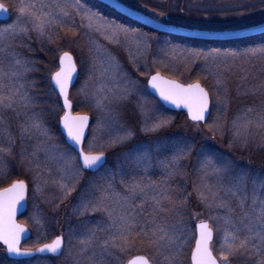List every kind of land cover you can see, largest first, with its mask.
Here are the masks:
<instances>
[{
  "label": "rangeland",
  "instance_id": "1",
  "mask_svg": "<svg viewBox=\"0 0 264 264\" xmlns=\"http://www.w3.org/2000/svg\"><path fill=\"white\" fill-rule=\"evenodd\" d=\"M120 1L161 22L204 33H235L264 25V0ZM0 2L10 5L17 3L18 0H0ZM45 2L54 3L55 0H45ZM71 2L75 3L74 0ZM9 9L13 14L12 21L8 25L0 26V33L16 22V11L11 7ZM52 10L55 11L54 8ZM104 20L132 30L116 21L105 18ZM69 23L74 28L75 34L68 32L67 27L53 26L52 42H49L47 37L42 40L36 33H31L30 38L26 35L0 36V61L2 62L6 57L10 62L5 73L12 70L13 57L16 54L22 60L29 59L32 62L30 66L35 69L25 73L19 80H14L10 76L4 79V83H14L16 87L23 84L21 93L26 94L31 102L25 107V102L18 99L13 105L14 110L0 108V115L11 112L13 119H16L7 126V143L5 142L3 147H6L11 139L13 145L11 156L15 151L21 154L23 147L26 150L24 157L30 154L29 157L35 158V161L32 168H26L21 155L14 156L11 160L12 165L10 164L0 177V188H2L0 191L11 186L14 179L24 180L28 184V211L20 222L32 231L33 236L23 249L36 250L51 243L58 236L65 238V249L60 258L41 257L15 263L9 260L5 248L0 244V264H127L128 260L136 255L148 254L146 245L139 243L135 246L129 245L128 251L124 253L113 249L118 259L103 253L99 245L108 233L101 229L110 223L106 213L77 214L82 199L91 198L96 186L111 182L116 191L123 192L124 186L121 180L131 182L133 178L141 179L146 184H167L174 195L181 197L191 193L188 196L189 203L182 209V218L173 220L175 223H180L182 219L185 228L184 239L187 243L183 248L181 264L189 262L196 238V224L201 220L209 221L214 225L216 236L214 251L218 254L221 233L216 228L222 221L209 220V212L194 188L199 176L201 146L213 157L232 162L233 169L225 175L226 181L236 173L247 172L250 188L253 177L264 176V129H257L254 125L248 131L241 128L239 138L235 137L232 131L233 120H238L240 124L245 122V117L255 120L256 113L248 112L247 109L251 107L258 111L261 102L264 101V68L255 70L256 67H264V58L259 55L247 58L228 57L231 67L222 65L219 69L220 77L226 82L228 89L226 111L230 109L231 103L240 104L236 105L235 110H230L232 112L228 115L224 105L217 102V88L220 90L219 95L223 96L224 85L216 84L215 65L224 57H217L214 63L213 56L208 54L227 51L239 53L252 47L262 46L264 43L236 50L208 46L196 48L191 44H177L140 30H133L138 35L125 37L121 34L117 38L118 42H110L103 33L80 27L79 16H73ZM138 39L145 41L146 44H138ZM63 51H68L76 57L80 69L79 79L71 93L74 107L78 106L82 114L92 117L84 150L87 152L91 144L94 153L103 152L109 155V161L99 175L89 177L90 175L82 170L80 175L71 181H67L65 173L57 170L56 161L44 157H48L49 153L54 155L57 152H69L74 158L72 168L81 169L78 156L67 145L63 135H59V131L55 133L50 126L51 128H48L50 139L33 133L23 139V144L21 142V127L24 121L27 122L29 117L34 115L39 119L43 114L51 116L50 120L46 118L47 123L43 122L46 128L45 124L48 125L50 122L55 124L59 119L60 130V119L64 109L52 87L51 75L59 69V55ZM105 53H110L114 57V62L119 64L118 70L112 68L105 71L107 68V62L103 59ZM209 68L210 72L206 70ZM157 73L184 84L200 82L208 89L212 98L213 117L211 116L207 125L199 124L198 131L194 123L186 119V116L183 117V113L167 112L154 100L147 91V83L149 78ZM30 84L35 87V92L30 93ZM230 88L232 92L229 91ZM221 119L227 121V130L223 135L209 127L210 124L217 123ZM159 121H164L165 126L158 131L143 130ZM126 130L133 132L132 137L122 144L113 143L115 138L122 136ZM244 136L248 137L247 145L242 142ZM182 140L194 142L195 149L190 157L179 161L180 174L169 179L170 169L164 168L161 161H170L176 144ZM39 148L42 150L43 161L49 162L45 168L36 167V163L41 159L37 157ZM33 152H36L35 156L31 155ZM145 152L150 156L146 170L143 166L136 167L133 159L127 156L129 153L134 157ZM62 175L65 176V182L74 184L75 190L67 196H64L59 186ZM150 210L151 205H145V217ZM216 213L223 214V210L213 209V214ZM93 231L96 236L95 242L81 255L80 250L84 246L79 241L87 239ZM245 263L248 264L247 260Z\"/></svg>",
  "mask_w": 264,
  "mask_h": 264
},
{
  "label": "snow or ice",
  "instance_id": "2",
  "mask_svg": "<svg viewBox=\"0 0 264 264\" xmlns=\"http://www.w3.org/2000/svg\"><path fill=\"white\" fill-rule=\"evenodd\" d=\"M113 7L121 8V5L113 0ZM9 7L17 13L16 22L4 29L0 36L11 35L12 37L26 35L30 38L31 33H36L39 38L47 37L49 42L53 41L51 29L67 27L68 32L75 34V30L69 23L73 16L81 19L80 27H86L89 31L101 32L110 42H118V37L123 34L138 35L135 31L116 25L114 22H107L102 16L92 9L85 8L78 2L71 0H55L54 3H47L45 0H18L17 3L6 5L0 2V13H8ZM55 9L53 11L52 9ZM146 22L151 23L148 19ZM30 25V27H29ZM264 32V25L261 26ZM137 43L145 41L137 40ZM147 46V45H146ZM213 56V62L219 56L224 59L216 63L217 80L216 84L224 85V95H219L217 88V102L227 109L228 95L227 84L220 77L221 66L231 67L228 57L247 58L257 56L264 58V45L252 47L243 52L209 53ZM103 59L107 62L105 71L116 68L119 64L114 62V57L110 53H105ZM208 57H205L207 61ZM31 61L27 58L21 59L18 54L13 57V67L9 73L0 69V108L14 110L13 105L18 99L23 100L24 106L28 107L31 102L26 94L21 93L24 87L20 84L16 87L14 83H4V78L10 76L14 80L21 79L25 73L35 70L31 67ZM23 69V71H20ZM211 71V69H206ZM76 71V64L72 55L68 51H63L59 55V70L51 75V80L58 89L59 95L63 97L64 108L67 110L61 118L63 129L66 131L68 140L72 142L69 146H76L78 149V160L81 162V169H73V157L69 152H57L54 155L49 153L48 159L56 161L58 171L67 176V181L78 177L82 170L99 171L104 166V153H94L90 144L86 152L82 147L84 142V132L88 127L89 117L87 115L71 114V103L68 99V87L71 83L73 73ZM150 86L155 89L160 97L177 108L187 109L188 116L197 126L199 131L200 122L205 121L206 113H209L210 96L209 92L201 86L199 82L184 86L175 81L164 80L157 73L149 81ZM127 91V90H126ZM107 99V97H104ZM248 112H255L256 119L245 117V122L240 124L238 120L232 121V131L235 137H241V128L248 131L253 125L257 129H264V101L261 102L259 110L249 107ZM165 126L164 121L153 123L151 127L143 129L148 132H156ZM214 131H219L221 135L227 130L226 119H221L217 123L210 124ZM38 133L48 139L51 138L47 128L43 125L38 116L29 117L21 127V142L26 136ZM133 135L131 130H126L122 136L115 138L113 143L122 144ZM242 142L247 145L248 137L244 136ZM195 149L194 142L182 140L176 144L172 159L161 161L168 171V178L180 174L179 161L190 157ZM13 151L11 139L6 147H0V153L10 154ZM25 149L22 147L21 158H24ZM35 156V152L31 153ZM133 159L136 167H145L150 160L149 153L127 154ZM199 176L194 183L198 197L209 212V220L222 221L216 230L221 233L218 254H214L212 241L214 237V225L201 220L197 225V236L195 246L191 250V264H245L246 260H251L252 264H264V176L253 177L249 188V174L247 172L236 173L230 176L227 181L225 175L233 169L231 161L213 157L203 146L200 152ZM29 164L33 161L29 160ZM36 167L40 165L37 163ZM6 175V173H5ZM60 189L64 196L70 195L74 191V184L65 182V176L60 177ZM55 183V181H53ZM124 191L119 192L113 188L111 182L98 185L91 198H83L77 210L78 215L85 213L104 212L110 222L107 227L101 230L108 235L100 241V248L103 253L115 256L117 252L128 251L129 245L135 246L137 243L146 245L148 254L137 256L128 261V264H181L183 248L187 241L184 239L185 228L182 219L180 223L173 220L182 218V209L189 203L188 193L186 196L173 194V190L167 184L155 185L144 183L141 179L133 178L131 182L121 180ZM28 185L24 180L17 179L0 191V243L6 246L8 254L16 257L32 256L35 253L29 249L21 250L20 240L26 232V228L16 223V214L25 200ZM39 191V186H37ZM139 200V203H137ZM151 205L148 216H144L145 205ZM213 209L223 210V214H213ZM95 231L87 239L79 241L82 247L80 254L87 252L88 247L95 242ZM64 245V238L58 236L50 244L36 249L39 253L58 254Z\"/></svg>",
  "mask_w": 264,
  "mask_h": 264
},
{
  "label": "water",
  "instance_id": "3",
  "mask_svg": "<svg viewBox=\"0 0 264 264\" xmlns=\"http://www.w3.org/2000/svg\"><path fill=\"white\" fill-rule=\"evenodd\" d=\"M98 1L102 2L103 4H105L106 6L112 8V9H114L117 13H119V14H121V15L129 18V19H131L136 24H138V25H140L142 27H145V28H147L149 30H152L154 32H157L159 34L168 36V37H174V38L184 39V40H188V41H198V42H202V43H223V42H232V41H239V40L251 39V38H259V37H263L264 36V32L261 31V27H258V28H255V29H251V30H247V31H242V32L219 33V34L183 30V29H179V28H175V27L166 25V24H162V23H160V22H158V21H156V20H154V19H152V18H150V17H148V16H146V15H144V14H142V13L136 11V10H134V9L129 8L128 6H126V5L122 4L121 2H119L118 0H116V2L121 5V8L113 7L112 6L113 0H98ZM11 18H12V13H11L10 9H9L8 13H0V23H9L11 21ZM148 19H151L152 22L151 23L146 22V20H148ZM71 55H72L73 60H74V62L76 64V71H75V73H73L71 83L69 84V87H68V99H69V101L71 103V114L73 116H76V115H87V114H74L73 103L70 100L71 91H72V89L74 88V86L76 85V83H77V81L79 79V68H78L77 62H76V59H75L74 55L73 54H71ZM154 75H156V74H154ZM159 75L164 80L175 81V82L180 83V84H182L184 86L189 85V84H183V83H181V82H179L177 80H174V79H171L169 77H166V76H164V75H162L160 73H159ZM151 77L149 78L148 84H147V88H148L149 93L155 99H157L161 103V105L164 106V108L167 109L168 111L184 113L188 117V119L190 120L186 108H184V107L177 108L175 105H173V104H171V103H169L167 101H164L160 97L159 93L150 86L149 81H150ZM194 83H197V82H194ZM191 84H193V83H191ZM52 85H53L54 89L57 91V93L59 95V91H58V89L55 88V85H54L53 82H52ZM201 86L204 87L202 84H201ZM205 90L208 91L206 88H205ZM209 96H210V101H211L210 102V106H209V113H206L205 121L200 122V124H202V125H206L209 122V120H210V118L212 116V98H211L210 92H209ZM60 98H61L62 105H63L64 104L63 97L60 96ZM63 108H64V106H63ZM65 111H67V110L64 108V114H65ZM87 116L89 117V121H88V127L85 129V132H84V142H83V145H82L83 148H84V144H85V142H86V140L88 138V135H89L90 126L92 124V117L89 116V115H87ZM191 122L194 123L193 121H191ZM60 128H61V131H62V133H63V135H64V137L66 139L67 144L70 146L72 144V142L68 140L66 131L63 129V125H62L61 121H60ZM71 148L78 153V149L76 148V146L72 145ZM104 160H105V163H104V166H105L106 163H107V155L106 154H104ZM80 164H81V162H80ZM81 166H82V164H81ZM103 167H101L99 169V171ZM86 171L91 172V173L99 172V171H93V170H86ZM28 197H29V187H28V191H27L26 196H25V200L21 202V206L19 207V209L17 211V214H16V223L20 224V225H22L23 227L26 228V232L22 235L21 240H20L21 250H24L23 246L25 244H27L32 239V236H33L32 231L26 225H24V224H22L20 222V219L28 211ZM205 222H208V221H205ZM199 223H197V225ZM197 225H196V229H197ZM197 234L198 233H197V230H196V235ZM214 239H215V232H214V237H213L212 243L214 242ZM0 244L6 250V246L3 245V243H0ZM48 244H50V243H48ZM64 249H65V239H64L63 248H62L61 252L58 253V254H52V253H48V252L39 253L36 250H31L32 252L35 253L32 256L16 257V256H12V255L8 254L7 251H6V253H7L8 258L10 260H12V261H24V260H32V259L37 258V257L60 258L62 256L63 252H64ZM137 256H143V255H137ZM137 256H134V257H132L129 260H132V259H134ZM190 262H191V259H190Z\"/></svg>",
  "mask_w": 264,
  "mask_h": 264
},
{
  "label": "trees",
  "instance_id": "4",
  "mask_svg": "<svg viewBox=\"0 0 264 264\" xmlns=\"http://www.w3.org/2000/svg\"><path fill=\"white\" fill-rule=\"evenodd\" d=\"M74 1L80 3L81 5L85 6L86 8H89V9H92L93 11H96L100 16H102L105 19L118 20L119 22H121V24H123L126 27H131V28L138 29V30H144L145 32H150V34H152V35L159 36V38H166V37H164L162 35H159V34H156V33L152 32V31H149L148 29H146L144 27H141L139 25H136L130 19H128V18L120 15L119 13H117L116 11L110 9L109 7H107L106 5H104L103 3H101L98 0H74ZM130 7H132V6H130ZM164 23H167V22H164ZM0 26L2 27L1 24H0ZM171 40L173 42H181L182 41V40H178V39H174V38H171ZM262 43H264V36L263 37H259V38H251V39H244V40H239V41L224 42V43H217V44H201V43H195L194 47H196V48L197 47L204 48V47H207L208 46V47H213V48H222V49H232V50H236V49H239V48H248V47L256 46V45L262 44ZM36 59H38V58L36 57ZM2 62L0 61V69H3V71H5L6 69L9 68L10 62H9V60L6 57H4V59H3ZM56 64H57V62H56ZM41 65H42V63H41ZM259 68H264V67L263 66L256 67L255 70H258ZM222 75H224V74L222 73ZM36 86H37V84H36ZM38 87H37V89H38ZM33 91L34 92L36 91L35 90V87L30 84V93H32ZM229 91L232 92V89L230 88ZM231 96H233V95H231ZM237 104L238 103H236V102L231 103L230 109H228V111H226V114L229 115L232 112L230 110H235ZM238 105H240V104H238ZM75 111L77 113H81L82 112L81 109L78 108V106H75ZM10 113L11 112H9V113L7 112V113H2L0 115V147H1V145H2V147L5 146L4 145L5 142L7 143V140H6L7 137H6V135H7V129H8L7 126H8V124H12V123H14V120H16V119H13L14 117ZM50 117L51 116L49 114H46L45 116L43 114V117L42 118L40 117V119L42 120V122L47 123L46 122V120H47L46 118H48L50 120ZM183 117H185V115H183ZM212 117H213V115H212ZM22 123H23V121H22ZM24 123H25V121H24ZM58 123H59V119L56 120L55 124L52 123V122H50L48 125L47 124H45V125L47 126V130H48V128H51L52 127V129L55 130V133L56 132L58 133V131H59V135L62 136L61 135V132L59 130ZM206 132H207V130H206ZM13 154L14 155L11 156L10 154L0 153V172L2 170V173H0V177L3 175V172L7 171L6 169L10 167V164L12 165V163H11L12 158L14 156H16L17 154H20V152L15 151V153H13ZM35 154H36V152H35ZM29 155L30 154H28L26 157H24L22 159L23 160V164H24V166L26 168H29V167L32 168L33 165H34L33 163L35 161V158L32 159L31 157H29ZM37 157L41 158L37 162L40 166H44V168H45V165L46 164H49V162L47 163V162L43 161L42 150L40 148L38 149ZM44 157L46 159H48V157H46V156H44ZM29 159L31 161H33L32 164H29L28 163ZM19 163H20V161H19ZM15 181H16V179H14V182ZM0 189H2V188H0ZM247 263L248 264H252V261L251 260H247ZM188 264H189V262H188ZM237 264H240V262H238Z\"/></svg>",
  "mask_w": 264,
  "mask_h": 264
},
{
  "label": "flooded vegetation",
  "instance_id": "5",
  "mask_svg": "<svg viewBox=\"0 0 264 264\" xmlns=\"http://www.w3.org/2000/svg\"><path fill=\"white\" fill-rule=\"evenodd\" d=\"M103 169H104V168H103ZM103 169L100 170V171L97 173V175H99V173H100L101 171H103ZM85 172H86V171H85ZM86 174H87V175H90L89 177H93L94 175L97 176L96 174H91V173H88V172H86Z\"/></svg>",
  "mask_w": 264,
  "mask_h": 264
}]
</instances>
